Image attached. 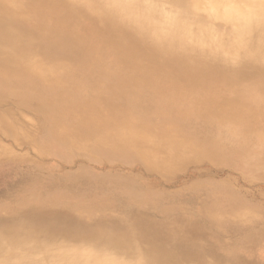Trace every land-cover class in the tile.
Masks as SVG:
<instances>
[{
    "label": "rangeland",
    "instance_id": "obj_1",
    "mask_svg": "<svg viewBox=\"0 0 264 264\" xmlns=\"http://www.w3.org/2000/svg\"><path fill=\"white\" fill-rule=\"evenodd\" d=\"M4 1L14 9L34 8L33 0ZM46 14L36 13L31 22L42 25ZM4 31L0 27L2 231L32 227L31 217L22 225L21 218L39 211L47 236L57 238L53 242L80 245L72 242L76 224H96L113 233L102 234V244L131 241L139 251L176 257L177 264H264V134L221 126L217 119L181 118L208 92L178 96L174 84H154L151 73L121 70L123 88H92L93 76L65 58L17 56ZM91 35L94 41L105 37L101 31ZM247 90L224 94L235 105ZM95 98L108 105L87 127L74 115ZM122 105L132 122L138 113L152 134L139 131L138 139L121 141L124 125L108 119ZM108 124L117 128L105 133ZM86 127L95 137H87ZM26 227L17 233L29 232ZM48 240L37 237L36 245Z\"/></svg>",
    "mask_w": 264,
    "mask_h": 264
},
{
    "label": "bare ground",
    "instance_id": "obj_2",
    "mask_svg": "<svg viewBox=\"0 0 264 264\" xmlns=\"http://www.w3.org/2000/svg\"><path fill=\"white\" fill-rule=\"evenodd\" d=\"M32 5L33 10L14 9L0 0V13L7 12L0 27L17 56L29 54L37 61L40 57L65 58L74 69L93 76L92 88L103 84L123 88L125 81L118 76L121 70L151 73L157 77L154 84L161 79L174 84L177 92L182 93L178 96L198 98L199 92H208L204 94L206 100L181 118L217 119L221 126L243 127L248 134L258 136L264 134V0H33ZM38 12H47V17L40 20L42 25L31 22ZM84 28L86 36L81 35ZM100 31L105 35L103 42L94 41L91 32ZM127 32L131 35L128 39ZM119 37L123 41L117 42ZM103 52L112 60L104 59L107 54ZM23 67L31 68V63ZM244 89L250 93L235 105L224 94L245 93ZM163 97L171 98L164 93ZM107 105L108 101L95 98L74 117L87 126L104 116L102 111ZM120 107L122 112L108 120H119L124 125L125 129L118 131L121 141L138 139L139 131L152 134L148 126L140 124L138 113L134 124L127 107ZM130 126L134 127L129 129ZM87 127V137H95ZM106 128L105 133L117 127L108 124ZM30 214H24L20 223L31 217L32 227L0 229V264H170V260L171 264L178 263L176 257L165 259L155 249L139 251L131 241L102 244V234L113 233L106 227H95L96 224L89 229L76 224L78 233L72 232V242L79 241L80 245L53 242L56 240L51 239L57 238L47 236L43 214ZM24 227L29 232L17 233ZM85 234L87 238L83 240ZM40 236L49 239L48 244L36 245Z\"/></svg>",
    "mask_w": 264,
    "mask_h": 264
}]
</instances>
